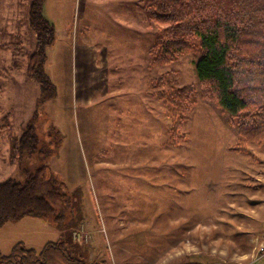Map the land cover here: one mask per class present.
<instances>
[{
    "label": "rangeland",
    "instance_id": "374dc122",
    "mask_svg": "<svg viewBox=\"0 0 264 264\" xmlns=\"http://www.w3.org/2000/svg\"><path fill=\"white\" fill-rule=\"evenodd\" d=\"M147 3L46 0L54 41L44 70L54 95L39 100L25 74L35 45L29 0H0V181L23 182V170L40 164L36 155L10 159L32 125L50 150L42 162L70 198L63 224L27 216L0 227L3 254L17 242L41 251L63 236L75 255L109 264L255 263L264 240V140L245 154L231 150L235 128L199 94L198 49L152 65L158 26ZM167 71L194 90L176 145L169 106L149 86ZM81 225L85 240L74 242Z\"/></svg>",
    "mask_w": 264,
    "mask_h": 264
},
{
    "label": "trees",
    "instance_id": "16d2710c",
    "mask_svg": "<svg viewBox=\"0 0 264 264\" xmlns=\"http://www.w3.org/2000/svg\"><path fill=\"white\" fill-rule=\"evenodd\" d=\"M45 0H29L28 25L35 45L28 55L25 74L35 82L39 100L54 95V84L44 70L46 48L54 41V26L43 15ZM148 19L158 26L149 48L152 65L176 60L198 49L194 63L199 94L213 102L235 128L231 150L247 153L249 143L264 140V0H148ZM18 51L14 43L5 44ZM176 72L167 71L149 83L155 98L169 106V140H184L180 130L194 101L193 85H178ZM36 130L28 125L12 146L11 160L36 155L40 164L24 169L23 182L0 181V227L24 216L52 219L63 224L69 215L70 198L63 183L42 162L49 153ZM61 237L47 242L41 251L15 243L8 254L0 251V264H109L105 259L87 260ZM181 264H198L181 263Z\"/></svg>",
    "mask_w": 264,
    "mask_h": 264
},
{
    "label": "built area",
    "instance_id": "2783aa9c",
    "mask_svg": "<svg viewBox=\"0 0 264 264\" xmlns=\"http://www.w3.org/2000/svg\"><path fill=\"white\" fill-rule=\"evenodd\" d=\"M83 229L84 227L81 225L79 228H76L72 231L71 238L74 242H80L85 240L86 235H83V233H85ZM253 261L257 262L258 264H264V240H261L258 243L253 257Z\"/></svg>",
    "mask_w": 264,
    "mask_h": 264
},
{
    "label": "crops",
    "instance_id": "0c3cea01",
    "mask_svg": "<svg viewBox=\"0 0 264 264\" xmlns=\"http://www.w3.org/2000/svg\"><path fill=\"white\" fill-rule=\"evenodd\" d=\"M46 6V0L44 1V3H43V7H42V13H43V9H44V7ZM44 15V14H43ZM45 16V15H44ZM46 17V16H45ZM47 18V17H46ZM48 19V18H47ZM25 217H27V216H24V217H22V218H20V219H23V218H25ZM20 219H18V220H20ZM18 220H15V221H18ZM14 221V222H15ZM5 225V224H4ZM1 227H3V226H1ZM26 247V246H25ZM11 248V247H10ZM30 248H33V247H30ZM34 249V248H33ZM91 260H92V258H91ZM99 260V259H98ZM255 262V261H254ZM256 263V262H255ZM254 263V264H255Z\"/></svg>",
    "mask_w": 264,
    "mask_h": 264
}]
</instances>
